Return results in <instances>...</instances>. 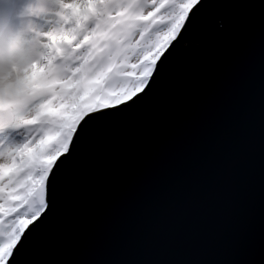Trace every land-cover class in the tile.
I'll use <instances>...</instances> for the list:
<instances>
[{
	"label": "water",
	"instance_id": "obj_1",
	"mask_svg": "<svg viewBox=\"0 0 264 264\" xmlns=\"http://www.w3.org/2000/svg\"><path fill=\"white\" fill-rule=\"evenodd\" d=\"M18 264H264V0H204L148 96L96 125Z\"/></svg>",
	"mask_w": 264,
	"mask_h": 264
},
{
	"label": "snow or ice",
	"instance_id": "obj_2",
	"mask_svg": "<svg viewBox=\"0 0 264 264\" xmlns=\"http://www.w3.org/2000/svg\"><path fill=\"white\" fill-rule=\"evenodd\" d=\"M203 5L24 0L15 38H0V264H18L81 144L148 96Z\"/></svg>",
	"mask_w": 264,
	"mask_h": 264
},
{
	"label": "clouds",
	"instance_id": "obj_3",
	"mask_svg": "<svg viewBox=\"0 0 264 264\" xmlns=\"http://www.w3.org/2000/svg\"><path fill=\"white\" fill-rule=\"evenodd\" d=\"M24 15V0H0V38L12 40Z\"/></svg>",
	"mask_w": 264,
	"mask_h": 264
},
{
	"label": "rangeland",
	"instance_id": "obj_4",
	"mask_svg": "<svg viewBox=\"0 0 264 264\" xmlns=\"http://www.w3.org/2000/svg\"><path fill=\"white\" fill-rule=\"evenodd\" d=\"M38 23H40L42 26H44L45 28L48 27V25L44 22L43 19H41L40 21H38ZM6 142V141H5Z\"/></svg>",
	"mask_w": 264,
	"mask_h": 264
}]
</instances>
